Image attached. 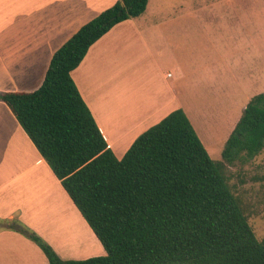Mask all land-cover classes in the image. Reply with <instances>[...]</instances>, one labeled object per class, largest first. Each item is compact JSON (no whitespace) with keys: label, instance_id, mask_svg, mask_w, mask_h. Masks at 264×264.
I'll return each instance as SVG.
<instances>
[{"label":"trees","instance_id":"1","mask_svg":"<svg viewBox=\"0 0 264 264\" xmlns=\"http://www.w3.org/2000/svg\"><path fill=\"white\" fill-rule=\"evenodd\" d=\"M148 0H117L51 56L40 86L0 92L101 243L105 254L61 258L18 226L48 264H264V239L248 222L223 168L264 147V91L253 95L214 161L182 108L140 133L121 158L102 135L70 72L115 24Z\"/></svg>","mask_w":264,"mask_h":264},{"label":"crops","instance_id":"2","mask_svg":"<svg viewBox=\"0 0 264 264\" xmlns=\"http://www.w3.org/2000/svg\"><path fill=\"white\" fill-rule=\"evenodd\" d=\"M116 1L0 0V92L38 88L54 51L81 25ZM234 1L213 0L214 10L210 15H213L214 28L231 25V11L226 5ZM218 4H221L220 10ZM201 12L191 11L188 15L200 19ZM138 16L112 26L89 46L83 59L70 72L108 147L117 158L123 156L140 133L173 109L183 107L171 82L165 93L156 96L152 109L136 106L138 111H134L135 115L128 122L117 124L108 116L114 98L105 87L104 75L108 71L106 64L114 57L112 52L118 36L135 34L146 48L153 47L150 41L155 31L150 29L143 34L136 25ZM235 22L240 23L239 18H235ZM180 31V28L166 27L161 30L165 40L166 34L180 35ZM169 74L167 72L166 76ZM169 104L173 105L165 109ZM18 226L40 235L64 259L89 257L84 255L88 247L83 244L87 241L80 239L74 246L70 240L76 232L78 238L80 233L89 237L92 249L101 248V243L60 180L9 107L0 100V264H48L42 250L16 229Z\"/></svg>","mask_w":264,"mask_h":264},{"label":"rangeland","instance_id":"3","mask_svg":"<svg viewBox=\"0 0 264 264\" xmlns=\"http://www.w3.org/2000/svg\"><path fill=\"white\" fill-rule=\"evenodd\" d=\"M226 6L232 23L216 29L210 15L213 0H148L136 25L143 34L155 31L150 41L153 47L146 48L135 34L118 36L114 57L105 67V87L114 98L108 116L117 124L128 122L138 111L136 106L151 107L156 96L173 82L178 101L209 156L221 160L226 139L246 102L264 91V0H235ZM191 11H202L200 19L188 15ZM162 27L180 28V35L166 34L165 40ZM98 88L102 89L100 84ZM223 173L241 200L255 235L263 240L264 147L248 160L226 165ZM77 235L70 240L74 246L80 239L87 241L84 255L105 254L102 245L92 249L89 237Z\"/></svg>","mask_w":264,"mask_h":264}]
</instances>
